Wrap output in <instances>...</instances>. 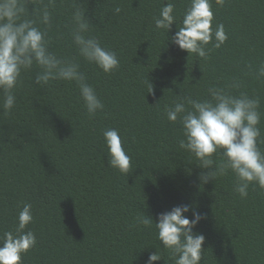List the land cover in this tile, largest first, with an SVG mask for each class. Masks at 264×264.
<instances>
[{
  "label": "trees",
  "instance_id": "obj_1",
  "mask_svg": "<svg viewBox=\"0 0 264 264\" xmlns=\"http://www.w3.org/2000/svg\"><path fill=\"white\" fill-rule=\"evenodd\" d=\"M77 2L93 35L117 52L120 68L104 74L79 60L105 104L95 117L87 115L75 83L35 85V71L24 75L13 111L4 115L0 108V229H14L19 209L32 204L34 221L26 231H34L37 246L24 264H146L161 246L154 231L132 227L135 215L141 210L158 222L160 213L180 205L191 206L189 219L193 211L203 216L193 229L206 238L202 264H264V190L250 186L241 199L231 174L202 183L208 170L179 148L181 127L163 113L178 95L202 98L209 83L222 84L243 61L264 59V0H230L224 7L213 0L215 20L229 39L207 61L172 43L175 23L167 35L155 29L153 18L167 0H116L119 15L112 0ZM187 3L175 0L178 17ZM66 23L62 6L52 48L74 57ZM247 89L264 97L252 79ZM106 128L124 138L133 165L127 175L108 166Z\"/></svg>",
  "mask_w": 264,
  "mask_h": 264
},
{
  "label": "clouds",
  "instance_id": "obj_2",
  "mask_svg": "<svg viewBox=\"0 0 264 264\" xmlns=\"http://www.w3.org/2000/svg\"><path fill=\"white\" fill-rule=\"evenodd\" d=\"M228 2L215 0L219 7ZM112 3L114 15H119L121 7L116 0ZM62 6L68 10V23L63 27L68 29L74 57L58 54L52 48L50 33L57 10ZM85 13L86 9L77 0H0V108L4 115L16 107V91L24 75L33 71L35 85H47L50 81L75 83L89 117L104 110L105 104L81 71L79 60L94 65L104 74H112L120 68V59L116 51L93 35L94 25ZM153 20L155 29L166 35L175 23L178 31L171 38L172 43L189 56L195 55L204 61L229 39L225 25L215 20L213 0H188L182 17L176 14L175 0H167ZM59 35L63 38L65 33ZM248 79L264 87V59L258 58L254 63L243 61V68L225 78L222 84L209 83L202 98L178 95L163 108L167 120L181 127L179 148L194 157L198 167L208 170L200 174V181H216L231 174L233 191L241 199L248 197L250 186L264 190V97L248 91ZM145 86L147 92L153 91L148 80ZM160 101L155 105L157 108ZM103 138L108 166L127 175L133 168L132 157L121 133L116 128H106ZM190 210V205L173 207L160 213L158 222L141 210L135 215L132 227L154 231L161 246L149 254L146 264L161 259L165 264L169 261L202 264L206 238L193 229L203 216L193 211L189 219L186 214ZM33 221L32 204L25 202L18 211L16 227L7 231L0 229V264H24V256L37 246L34 231H26Z\"/></svg>",
  "mask_w": 264,
  "mask_h": 264
}]
</instances>
